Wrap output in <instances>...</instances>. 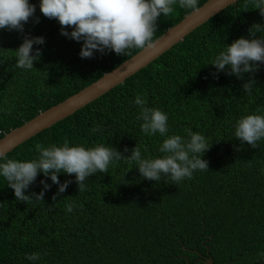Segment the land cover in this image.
<instances>
[{"label":"trees","instance_id":"obj_1","mask_svg":"<svg viewBox=\"0 0 264 264\" xmlns=\"http://www.w3.org/2000/svg\"><path fill=\"white\" fill-rule=\"evenodd\" d=\"M29 2L39 23L30 18L24 33L0 29V139L141 50L81 58L83 42L61 35L59 22L40 12V0ZM245 2L222 10L123 84L4 156L30 161L39 155L35 144L60 146L67 139L70 146H112L125 156L138 145L143 157L157 158L167 135L187 139L190 128L211 144L202 156L209 171L173 184L144 179L135 162L121 160L108 173L90 176L83 192L74 174H59L61 183H72L55 201L59 186L40 173L25 190L39 193L41 180L51 185L40 203L17 201L0 176V264H206L208 258L213 264H264V139L252 148L234 137L241 117L264 115V64L243 79L209 64L236 39L249 38L253 24L264 25V16ZM191 12L177 5L172 15L161 14L154 41ZM24 35L45 39L33 45V54L39 48L42 55L31 70L16 67ZM249 77L256 81L251 95L243 92ZM138 94L167 114L166 136L140 130ZM96 126L100 130L92 132ZM69 203L76 206L72 212ZM33 252L42 258L27 260Z\"/></svg>","mask_w":264,"mask_h":264},{"label":"clouds","instance_id":"obj_2","mask_svg":"<svg viewBox=\"0 0 264 264\" xmlns=\"http://www.w3.org/2000/svg\"><path fill=\"white\" fill-rule=\"evenodd\" d=\"M249 3L264 16V0H246L244 7L248 8ZM177 5L181 9H190L192 13L200 11L199 0H40L39 8L44 17L59 22L61 35L77 42L82 41L79 55L91 59L94 52L105 54L108 50L126 56L131 49L153 48L158 18L161 14L165 17L172 15ZM35 12L36 6L29 0H0V29L24 33V25L35 17ZM34 22L39 23V18L35 17ZM68 28L72 31H67ZM257 33H264V25L253 24L249 29V38L236 39L209 64L216 68L217 73L226 71L227 75H235L238 79H243L245 73L256 72L259 64H264V36L255 38ZM44 43V37L24 35L23 43L15 50L16 67L33 69L34 62L42 55L39 48L33 54V45ZM213 75L216 76V73ZM255 84V79L249 77L243 84V92L251 95ZM134 104L139 108L137 119L143 121L140 130L144 134L167 135L168 116L163 110L148 107L146 96L139 94ZM234 127V137L241 145L247 142L252 148H257L258 141L264 139V115L243 116ZM99 130V126L91 129L92 132ZM184 131L187 139L178 134L167 135L159 147L163 155L157 158L143 157L138 145L129 156H125L115 147L105 144L88 148L70 146L67 139L60 146L52 144L46 147L37 143L35 149L39 155L30 161L5 159L4 154H0V160L4 161L0 162V176L14 190L16 200L24 203L43 202L45 192L50 189L51 185L41 180L43 188L39 193L25 194V190L36 181L40 173L59 186L52 197L55 201L72 183L71 180L61 183L59 174H74L78 191L83 192L87 189L85 181L90 176L98 172L108 173L109 167L121 160L130 164L135 162L144 179L160 182L162 178H167L173 184H180L185 179L191 180L197 170L209 171L208 161L202 159V156L211 146L204 135L190 128ZM144 150L147 152V147ZM128 151L125 147L124 152ZM75 207L69 203L66 210L72 212ZM48 210L51 211V208ZM25 258L36 262L42 257L40 253L33 252L26 254Z\"/></svg>","mask_w":264,"mask_h":264},{"label":"water","instance_id":"obj_3","mask_svg":"<svg viewBox=\"0 0 264 264\" xmlns=\"http://www.w3.org/2000/svg\"><path fill=\"white\" fill-rule=\"evenodd\" d=\"M238 0H207L197 13H189L179 23L167 29L155 40V46L141 49L115 69L105 73L94 83L83 88L49 109L40 112L33 119L11 130L0 139V154L7 155L14 148L26 142L56 123L74 115L80 109L91 104L128 78L147 67L173 46L184 40L195 29L215 17L222 10L236 4ZM206 264H212L210 259Z\"/></svg>","mask_w":264,"mask_h":264}]
</instances>
